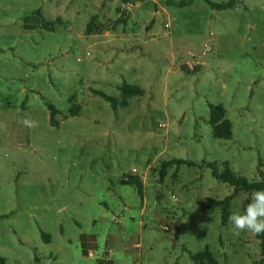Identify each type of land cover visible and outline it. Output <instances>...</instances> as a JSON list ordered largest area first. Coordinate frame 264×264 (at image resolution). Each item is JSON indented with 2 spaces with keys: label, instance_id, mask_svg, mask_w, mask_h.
<instances>
[{
  "label": "rangeland",
  "instance_id": "374dc122",
  "mask_svg": "<svg viewBox=\"0 0 264 264\" xmlns=\"http://www.w3.org/2000/svg\"><path fill=\"white\" fill-rule=\"evenodd\" d=\"M233 1L176 9L165 0H0L5 264H194L188 253L204 246L217 264H264L254 234L235 235L206 209L230 186L204 167H160L181 159L220 171L226 162L248 182L258 170L264 177V0ZM91 16L103 29L85 35ZM122 83L144 91L124 108L92 93L120 102ZM46 102L61 112L57 128ZM217 105L229 140L211 136ZM133 176L141 201L125 184ZM251 193L239 192L229 215Z\"/></svg>",
  "mask_w": 264,
  "mask_h": 264
},
{
  "label": "trees",
  "instance_id": "16d2710c",
  "mask_svg": "<svg viewBox=\"0 0 264 264\" xmlns=\"http://www.w3.org/2000/svg\"><path fill=\"white\" fill-rule=\"evenodd\" d=\"M139 1L144 2L146 0H139ZM196 1H202L207 6L217 9H226L234 6L233 0H229L224 3H214L209 0H177V1L165 0L164 5L165 7H169V8L181 9L184 7L191 6ZM96 20H97L96 16L90 17L87 24L85 25V29H84L85 35H91L102 31L103 29L102 25L97 23ZM59 21H60L59 19L55 20L56 23H58ZM119 23L124 24L125 18H119L117 21L113 23L112 26L117 25ZM117 90L121 98L120 102H117L113 97L107 96L100 91L93 90L92 93L103 99L105 102L109 103L112 109H116V106H119L120 108H124L126 106L127 99L132 97H141L144 93L143 89L136 86L127 85L125 83H122ZM45 106L48 111V126L52 128H57L59 125L57 116L61 115V112L48 102L45 103ZM78 112L79 109L76 106L70 108L67 111L69 117L77 116ZM208 124L210 126V133L213 138L219 140H229L231 138V124L227 119H225L224 109L220 105L209 106ZM181 165L187 167L207 168L210 171V176L214 180L220 183L227 184L228 186L231 187V192L228 195H226L220 200L208 199L206 205V209L209 211H213L216 208L219 210V219L222 225L227 223L229 217L230 203L237 196L239 192L248 193L258 189H264V177L260 170H258L259 181L248 182L245 178L234 175L229 169L228 164L226 162L222 163V169L220 171L215 167L214 163L195 164L191 161H184L181 159H170L166 162H163L160 167L161 169H166L168 167L173 166L175 169H177ZM125 184L134 188L139 201H141L143 194H142V184L139 178L135 176L129 177V179L126 180ZM246 203L247 200L242 205V208L244 207V205H246ZM39 236L44 243H48L49 240L48 234L39 231ZM254 238L258 241L260 252L264 254V233L259 235L254 234ZM188 258L194 264H217L216 260L213 258L207 246H204V248L201 251L196 252L195 254L188 253ZM0 264H5V259L1 256H0Z\"/></svg>",
  "mask_w": 264,
  "mask_h": 264
},
{
  "label": "clouds",
  "instance_id": "9594fccd",
  "mask_svg": "<svg viewBox=\"0 0 264 264\" xmlns=\"http://www.w3.org/2000/svg\"><path fill=\"white\" fill-rule=\"evenodd\" d=\"M21 122L25 126L35 127L36 121L22 119ZM228 222L232 226V231L235 235L242 232H248L255 235L264 233V189L253 191L247 197V203L243 210L233 211Z\"/></svg>",
  "mask_w": 264,
  "mask_h": 264
},
{
  "label": "water",
  "instance_id": "95a60500",
  "mask_svg": "<svg viewBox=\"0 0 264 264\" xmlns=\"http://www.w3.org/2000/svg\"><path fill=\"white\" fill-rule=\"evenodd\" d=\"M125 1V0H123ZM159 223L163 224V225H167L168 227H171L173 231L176 230V227L175 226H172L169 222H168V219L167 218H159ZM102 258V256H101Z\"/></svg>",
  "mask_w": 264,
  "mask_h": 264
},
{
  "label": "flooded vegetation",
  "instance_id": "af4514ba",
  "mask_svg": "<svg viewBox=\"0 0 264 264\" xmlns=\"http://www.w3.org/2000/svg\"><path fill=\"white\" fill-rule=\"evenodd\" d=\"M168 227V226H167Z\"/></svg>",
  "mask_w": 264,
  "mask_h": 264
}]
</instances>
